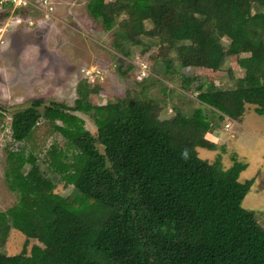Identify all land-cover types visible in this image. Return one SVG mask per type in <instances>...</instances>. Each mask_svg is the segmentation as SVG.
Segmentation results:
<instances>
[{"label": "trees", "instance_id": "trees-1", "mask_svg": "<svg viewBox=\"0 0 264 264\" xmlns=\"http://www.w3.org/2000/svg\"><path fill=\"white\" fill-rule=\"evenodd\" d=\"M263 2L91 3L107 31L135 44L154 38L182 67L224 72L223 87L198 95L215 117L199 107L160 120L139 99L101 104L87 84L75 107L37 100L17 112L6 178L18 203L0 212V264H264V228L241 207L254 180L240 181L244 165L226 170L198 152L216 147L207 137L220 123L240 121L255 100L264 104ZM228 62L235 72H225ZM38 160L73 186L79 206L36 189ZM13 231L26 238L17 256L4 250Z\"/></svg>", "mask_w": 264, "mask_h": 264}, {"label": "rangeland", "instance_id": "rangeland-1", "mask_svg": "<svg viewBox=\"0 0 264 264\" xmlns=\"http://www.w3.org/2000/svg\"><path fill=\"white\" fill-rule=\"evenodd\" d=\"M97 1L103 0H33L29 7L0 9V212L18 203L6 178L8 157L15 149L12 119L34 101L75 107L80 97L79 86L87 84L98 91L101 104L112 102L115 97L139 99L151 104L149 115L160 120L174 119L179 113L191 117L199 107L215 117L201 105L198 95L203 89L223 87L224 72L216 75L192 65L182 67L174 54L168 62L166 50L162 51L154 38H141L135 44L122 38L117 30L107 31L88 9ZM104 1L109 4L118 0ZM236 2L247 4L248 8V4H253V0ZM125 17L121 15L116 25L122 26ZM143 31V27H138V33ZM248 50L242 56L249 55ZM234 66L228 62L225 72H235ZM93 99L97 100L95 96ZM92 132L97 136L95 130ZM207 138L216 147L198 149L200 158L212 164L220 160L226 170L236 163L242 164L240 181L254 180L241 207L253 213L264 228V104L256 100L248 104L240 121L220 123ZM95 143L102 152L98 138ZM20 147L25 148L26 155L30 154L31 146ZM38 161L39 168L32 173L40 180L36 189L54 191L70 205L79 206L73 186H65L61 176ZM25 243L26 238L13 231L4 250L17 256Z\"/></svg>", "mask_w": 264, "mask_h": 264}, {"label": "built area", "instance_id": "built-area-1", "mask_svg": "<svg viewBox=\"0 0 264 264\" xmlns=\"http://www.w3.org/2000/svg\"><path fill=\"white\" fill-rule=\"evenodd\" d=\"M32 1L33 0H0V9L11 8L14 10V9L23 8V7H29L30 5H32ZM143 67L145 71L148 68L147 65Z\"/></svg>", "mask_w": 264, "mask_h": 264}]
</instances>
